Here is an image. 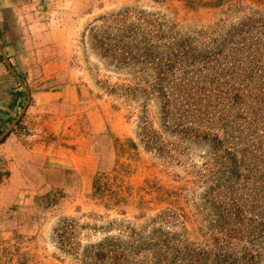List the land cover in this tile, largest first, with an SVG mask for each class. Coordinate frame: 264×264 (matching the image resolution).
<instances>
[{"label": "rangeland", "instance_id": "rangeland-1", "mask_svg": "<svg viewBox=\"0 0 264 264\" xmlns=\"http://www.w3.org/2000/svg\"><path fill=\"white\" fill-rule=\"evenodd\" d=\"M0 47V264H264V0H0Z\"/></svg>", "mask_w": 264, "mask_h": 264}, {"label": "water", "instance_id": "water-1", "mask_svg": "<svg viewBox=\"0 0 264 264\" xmlns=\"http://www.w3.org/2000/svg\"><path fill=\"white\" fill-rule=\"evenodd\" d=\"M0 53L3 57V60L6 64V66L8 67L9 71L13 74V76L16 78V80L18 81V83L25 89V91L27 92L28 94V91L26 89V86L25 84L21 81L20 77L16 74L15 70L13 69L12 65L10 64V62L8 61V59L6 58V56L4 55L1 47H0ZM28 99H29V96H27V100H26V103L28 102ZM26 106V104H25ZM25 106L23 107L22 111L18 114V116L15 118V120L4 130L0 133V141L3 140L7 135L8 133L13 129V127L15 126L16 122L18 121V119L20 118V116L22 115V112L24 111L25 109Z\"/></svg>", "mask_w": 264, "mask_h": 264}, {"label": "trees", "instance_id": "trees-1", "mask_svg": "<svg viewBox=\"0 0 264 264\" xmlns=\"http://www.w3.org/2000/svg\"><path fill=\"white\" fill-rule=\"evenodd\" d=\"M0 132H1V131H0ZM5 138H6V137H5ZM5 138H4V139H5ZM102 251H103V247H100V248H99V251L96 253V255L98 256V258H99L100 253H101ZM98 258H97V259H98Z\"/></svg>", "mask_w": 264, "mask_h": 264}]
</instances>
